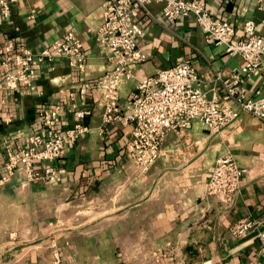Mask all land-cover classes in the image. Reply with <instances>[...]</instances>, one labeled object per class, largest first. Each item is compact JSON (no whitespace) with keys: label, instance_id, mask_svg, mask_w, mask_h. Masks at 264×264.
Wrapping results in <instances>:
<instances>
[{"label":"crops","instance_id":"obj_1","mask_svg":"<svg viewBox=\"0 0 264 264\" xmlns=\"http://www.w3.org/2000/svg\"><path fill=\"white\" fill-rule=\"evenodd\" d=\"M200 1L212 18L228 22L238 35L245 20L264 35V13L255 0ZM105 2L19 0L10 19L0 17V47L22 42L37 54L72 31L86 56L83 73L66 61L53 69L37 68L35 92L0 89V163L7 148L25 145L41 129V108L61 106V130L72 125L71 104L90 112L84 122L89 132L53 164L59 182L27 184L18 174L0 186V264H264L257 236L264 233V122L241 114L217 136L192 122L183 132L167 135L147 174L133 172L126 152L131 125L103 123L96 87L108 65L94 37ZM148 9L154 21L140 17L144 34L139 41L148 60L120 89L123 114L129 113L139 80L180 59L192 61L205 83L216 74L227 79L242 66L240 56L205 43L191 18L168 23L161 4ZM85 84L83 103L78 92ZM243 87L247 96L258 89L264 98V65ZM226 152L246 171L230 207L206 194L210 169ZM242 219L260 225L258 232L237 240L229 229Z\"/></svg>","mask_w":264,"mask_h":264},{"label":"built area","instance_id":"obj_2","mask_svg":"<svg viewBox=\"0 0 264 264\" xmlns=\"http://www.w3.org/2000/svg\"><path fill=\"white\" fill-rule=\"evenodd\" d=\"M18 1L0 0V17L10 19ZM152 3L162 5V16L168 23L191 18L205 43L221 47L228 56H240L243 64L227 79L216 74L205 83L198 78L192 61L180 59L172 67L139 80L130 96L129 113L123 114L118 103L120 89L133 78V71L148 60V55L139 48L144 34L140 17L144 15L154 21L148 9ZM255 5L264 13V0H255ZM240 32L238 35L228 22L212 18L200 0H106L94 37L96 45L107 56L108 65L96 87L103 108V123L131 125L126 152L133 172L147 174L159 159L167 135L183 132L192 122H199L210 136L219 135L241 114L264 122V98L260 90L247 96L243 87L245 80L262 71L264 35L251 20L242 23ZM59 61H66L69 67L84 72L86 56L81 41L72 31L37 54L25 43L7 41L0 47V89L35 92L37 68L47 65L53 69ZM87 89L85 84L78 92L83 103ZM60 93L65 98L72 96ZM67 111L72 116V125L61 130L59 126L64 120L60 105L39 110L41 129L29 135L25 145L5 150L0 163V186L18 174L27 184L61 180L54 162L61 160L66 151L89 132L84 123L89 110H79L71 104ZM245 172L229 152L224 153L210 169L207 196L230 207L240 192ZM259 225L256 220L242 219L230 227L229 233L243 240L258 232ZM257 236L261 242L259 253L264 256V233L258 232Z\"/></svg>","mask_w":264,"mask_h":264},{"label":"rangeland","instance_id":"obj_3","mask_svg":"<svg viewBox=\"0 0 264 264\" xmlns=\"http://www.w3.org/2000/svg\"><path fill=\"white\" fill-rule=\"evenodd\" d=\"M65 254H66L67 256L70 255V253H68V252H65ZM63 264H88V263H78V262H74V261H72V260H68L67 262L65 261Z\"/></svg>","mask_w":264,"mask_h":264}]
</instances>
